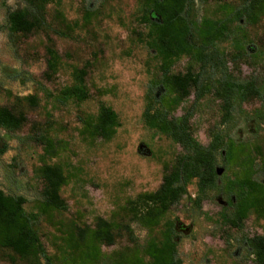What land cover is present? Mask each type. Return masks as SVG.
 Segmentation results:
<instances>
[{
	"label": "rangeland",
	"instance_id": "374dc122",
	"mask_svg": "<svg viewBox=\"0 0 264 264\" xmlns=\"http://www.w3.org/2000/svg\"><path fill=\"white\" fill-rule=\"evenodd\" d=\"M242 2L198 1L193 14L198 19H215L223 15L225 3L239 6ZM27 6L25 0H0V108L27 117L15 131L0 126V189L25 197L24 208L35 215L38 234L53 264H65L58 249L61 235L74 223L93 226L98 216L112 222L116 232L115 243L103 244V252L117 256L142 250L149 230L124 207L128 199L157 190L165 166L173 165L183 149L169 134L144 122L145 95L150 80L160 73V62L140 39L138 32L145 25L140 21L139 4L136 0H50L41 10L38 26L10 34L8 12ZM220 47L233 74L254 77L262 87L263 97L244 102V111L236 115L231 131L260 164L264 161V118L255 111L264 107V18L257 24H234L231 37ZM50 49L59 55L55 73L48 68ZM189 66L197 68L185 56L175 62L172 71L185 72ZM76 68L87 72L90 96L85 101L61 96L73 83ZM101 104L113 108L119 117L117 133L110 140L84 131L83 120L96 118ZM191 108V132L208 145L211 128L222 119V101L209 93L196 102L192 93L174 114L183 115ZM44 135L56 144L51 157L41 141ZM45 162L60 164L68 176L61 189L67 204L64 211L43 213L39 209L45 180L38 169ZM196 194L194 179L188 193L165 217L177 230L178 255L184 264H256L243 239L264 235V219L250 213L242 228L234 227L221 220L220 201L206 199L199 208L192 202ZM0 264L46 261L23 259L0 245Z\"/></svg>",
	"mask_w": 264,
	"mask_h": 264
},
{
	"label": "trees",
	"instance_id": "16d2710c",
	"mask_svg": "<svg viewBox=\"0 0 264 264\" xmlns=\"http://www.w3.org/2000/svg\"><path fill=\"white\" fill-rule=\"evenodd\" d=\"M25 1L27 7L8 12L10 34L29 32L38 26L41 10L50 0ZM136 1L140 21L145 25V30L138 32L140 39L156 52L160 62V73L150 80L145 95L144 122L169 134L183 152L173 165L165 166L163 181L157 190L128 199L124 207L149 230L150 236L142 250L135 248L127 255L117 256L103 252V244L115 243L116 232L112 222L98 216L93 226L74 223L61 235L58 249L65 264H184L178 255L177 230L165 217L188 193L194 179H197V194L192 202L201 208L206 199L220 201V217L225 223L242 228L250 213L264 219V161L257 164L250 149L231 134L236 115L244 111V102L263 97L262 87L254 77L244 79L233 74L227 54L220 47L231 37L234 24H257L264 18V0H243L239 6L225 3L223 15L215 19L194 17L195 3L207 0ZM236 44L241 45L242 41ZM49 55L48 68L55 73L59 55L51 49ZM185 56L197 68L189 66L185 72H173L175 62ZM86 75L84 68H76L73 83L61 91L64 100L89 98ZM192 93L196 102L209 93L222 101V119L211 128L208 145L191 132L192 108L183 115L174 114ZM255 115L264 118V107L257 109ZM26 120L24 113L0 108V126L8 130L20 129ZM83 123L86 134L106 140L115 136L120 125L118 114L106 104H101L96 118L87 117ZM41 141L45 143L47 156L56 153L51 136L44 135ZM38 172L45 180L40 211L66 210V201L61 196V189L68 182L64 168L58 163L45 162ZM25 202L24 196L7 194L0 189V245L23 259H45L46 264H53L38 234L36 217L27 213ZM126 228L131 230L130 225ZM243 241L254 255L255 263L264 264V235L245 237Z\"/></svg>",
	"mask_w": 264,
	"mask_h": 264
},
{
	"label": "water",
	"instance_id": "95a60500",
	"mask_svg": "<svg viewBox=\"0 0 264 264\" xmlns=\"http://www.w3.org/2000/svg\"><path fill=\"white\" fill-rule=\"evenodd\" d=\"M177 224H178L179 227H182L183 226V223L181 221H179ZM185 231L186 232H189L190 231V227L189 226H186L185 227Z\"/></svg>",
	"mask_w": 264,
	"mask_h": 264
}]
</instances>
